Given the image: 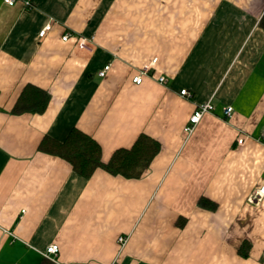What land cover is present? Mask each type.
Here are the masks:
<instances>
[{
	"label": "crops",
	"instance_id": "1",
	"mask_svg": "<svg viewBox=\"0 0 264 264\" xmlns=\"http://www.w3.org/2000/svg\"><path fill=\"white\" fill-rule=\"evenodd\" d=\"M263 15L264 0H0V264H264V199L249 201L264 180ZM29 87L49 94L43 113L14 112ZM74 128L105 163L142 134L161 149L138 179L85 178L40 149Z\"/></svg>",
	"mask_w": 264,
	"mask_h": 264
},
{
	"label": "trees",
	"instance_id": "2",
	"mask_svg": "<svg viewBox=\"0 0 264 264\" xmlns=\"http://www.w3.org/2000/svg\"><path fill=\"white\" fill-rule=\"evenodd\" d=\"M260 26L264 29V15ZM49 101L47 92L37 87H29L23 92L14 112L43 113ZM40 149L68 161L73 170L85 178H90L97 169H103L114 176L138 179L150 167L161 146L158 141L142 134L131 148L116 150L105 163L102 161L101 146L94 138L74 128L63 142L44 138Z\"/></svg>",
	"mask_w": 264,
	"mask_h": 264
},
{
	"label": "built area",
	"instance_id": "3",
	"mask_svg": "<svg viewBox=\"0 0 264 264\" xmlns=\"http://www.w3.org/2000/svg\"><path fill=\"white\" fill-rule=\"evenodd\" d=\"M17 0H4V3L9 5V6H13L16 3ZM24 5L26 7H31L32 5V0H22ZM52 28L51 23H48L41 31L39 36L40 37H44L46 35L47 32H49ZM63 41H73L75 43V45L81 49V50H90V42L91 40L80 36V35H76L70 32H66L64 34V36L62 37ZM110 69V65L105 66V68L99 73V75L101 77H104L106 75V73L108 72V70ZM150 73V67H144L134 78H133V82L140 85L143 82V78L148 75ZM159 81L161 83L166 82V78L161 76L159 77ZM181 95L182 96H189V92L187 90H182L181 91ZM213 111V104L211 103V101L204 103L200 106H198L194 113L191 115L190 119H189V123L185 126L184 128V132L186 133L187 136L192 135V133L194 132L195 128L197 127V125L200 123V121L202 120V118L204 117V115L211 113ZM224 115L227 119L232 118L233 116V109L232 107H225L224 108ZM244 141V138L239 139L238 143L242 144ZM264 199V180L261 183V185L257 188V190H255L253 192V194L250 196L249 201L251 203H259L260 201H262ZM127 238L126 237H120L119 238V243L124 246L127 242ZM59 252V246L58 245H50L45 252L42 253V255L52 261H56V257L58 255Z\"/></svg>",
	"mask_w": 264,
	"mask_h": 264
}]
</instances>
